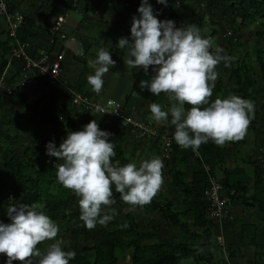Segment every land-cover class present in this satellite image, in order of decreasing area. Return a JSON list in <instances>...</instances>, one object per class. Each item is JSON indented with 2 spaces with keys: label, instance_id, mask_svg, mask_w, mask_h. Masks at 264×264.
I'll use <instances>...</instances> for the list:
<instances>
[{
  "label": "trees",
  "instance_id": "obj_1",
  "mask_svg": "<svg viewBox=\"0 0 264 264\" xmlns=\"http://www.w3.org/2000/svg\"><path fill=\"white\" fill-rule=\"evenodd\" d=\"M76 2L77 0H42L38 4V9L47 8L49 16H62L66 11L74 10ZM151 2L154 13L158 17L172 19L177 26L195 24L202 29L209 21L210 28L202 35L211 37L213 44L217 41L219 28H223L224 31L235 28L239 30L240 27L256 25L258 20L264 19V0H167L166 5L157 3V0ZM6 3L10 10H16V0H6ZM33 26L32 19L23 17L17 32V39L33 47L32 50L28 49L27 53L35 59L38 52L43 50L44 45L38 47L37 43L42 41V38L40 39L32 30ZM44 34L45 40L47 36L49 38L52 36L54 39L50 31L47 30ZM240 35L241 33L238 34L239 37ZM256 35L261 36L259 30L256 31ZM231 40L228 39L225 45H220L224 49V54L231 57L230 60H222L219 63L223 75L226 76V81L224 82L223 78L216 80L209 99L214 100L218 96L225 98L229 94H235L254 101L255 112L247 130L252 132L257 141L262 144L264 143V102H259L256 98L255 81L249 75V69L241 64L235 65L233 62L231 48L234 46ZM0 56L4 59L0 66V73L5 65L11 64L9 76L5 79V86L0 88V140L4 143L0 145L2 148L0 151V221L10 222L6 211L13 203L43 205L40 210L45 211L61 228L57 237L38 242L37 247L42 254L56 239H62L65 250L76 252L70 264H120L122 254L128 255V253L130 264H185L191 260L200 264H213L215 255L221 251V248L216 241L217 226L209 217V203L205 197V191L210 185V176L216 177L221 184L230 199L232 211L236 208L240 212L255 210L264 215V169L258 162L248 161L253 172V185L250 189L246 173L242 168L226 167L233 150L243 145L244 142L235 139L221 145L209 140L207 143H202L196 151L192 147L184 148L174 140L175 126L171 125L169 116L163 129H156L159 138H147L146 140L154 142L162 155L163 141L160 138L164 135L172 139L170 159L164 160L167 174L170 177L168 187L170 191L179 195L182 209L178 210L172 199L157 192L150 202L132 206L152 215L154 219H159L160 224L151 225L149 228L132 215L126 214L124 215L125 224L119 225L116 219L120 215L118 207L123 199L113 186L115 204L107 207L116 209L114 218L106 225L97 223L94 228H87L80 219L78 202L81 197L57 180L55 167L60 161L46 154V143L54 141L59 147L68 131L80 130L90 120L97 119L102 130L112 133L109 139L113 140L116 145L113 162L118 160L123 165L131 162L129 154L124 150V144L130 134L129 129L103 116L93 118L90 112L83 109H68L63 105L61 110L57 84L48 81L37 71H34V80L38 97L32 101L27 96L21 95L18 83L24 61L10 55V40L0 44ZM253 59L258 63L264 75V50L259 46L255 47ZM50 60L52 61L51 58ZM152 74V66H149L147 73L141 69L137 74L136 85L141 88L140 81L150 78ZM83 81L84 78L80 77L81 85ZM81 85L78 91L82 89ZM141 89L151 102H157L163 106L166 104V93L153 95L147 88ZM14 102L20 103L25 109L21 113H16L11 106ZM23 115L28 121L24 126L31 129L18 131L19 119ZM256 121L261 124V128H256ZM42 128H48L49 134H41L37 137ZM28 132L31 137L23 138L22 134ZM17 143L24 146L20 153L14 151V145ZM185 166L191 168L188 176L183 170ZM205 168H208V171ZM231 215L233 220L224 224L225 240L236 223L233 212ZM165 225L176 232H188L190 236L185 240L179 239L176 235L169 236L163 231ZM189 228H192L194 233H190ZM240 232L241 241H245L254 230L252 225L242 224ZM147 239L158 242L144 244ZM232 256L233 253H229V257L232 258ZM38 259L40 257H32L33 264H36ZM16 262L13 261V264ZM0 264H5V262Z\"/></svg>",
  "mask_w": 264,
  "mask_h": 264
},
{
  "label": "clouds",
  "instance_id": "obj_2",
  "mask_svg": "<svg viewBox=\"0 0 264 264\" xmlns=\"http://www.w3.org/2000/svg\"><path fill=\"white\" fill-rule=\"evenodd\" d=\"M157 3L166 5L167 0ZM137 13L131 20L130 37H120L116 46L126 51L123 61L129 71L142 68L147 73L152 66L153 75L140 81L141 88L153 95L166 93L175 101L167 109L152 102V118L163 122L170 116L174 140L194 151L209 140L222 145L242 138L254 116V101L235 94L209 99L219 76L216 66L231 57L219 45L214 47L213 39L202 35L197 25L182 27L172 19H159L149 0H140ZM90 63L94 72L88 75V82L100 92L104 75L116 61L101 47ZM111 136L93 119L80 130L68 131L59 147L54 141L46 143V154L60 161L55 167L57 180L81 197L80 219L89 229L114 218L116 209L107 207L115 204L113 186L123 201L140 205L150 202L164 182V161L159 156L142 159L139 164L113 162L116 145ZM42 208L36 203L8 207L10 222L0 221V253L7 256L5 264H33L32 257H40L36 264H70L76 256L75 250H65L62 239L41 253L38 242L52 240L59 232V225Z\"/></svg>",
  "mask_w": 264,
  "mask_h": 264
},
{
  "label": "crops",
  "instance_id": "obj_3",
  "mask_svg": "<svg viewBox=\"0 0 264 264\" xmlns=\"http://www.w3.org/2000/svg\"><path fill=\"white\" fill-rule=\"evenodd\" d=\"M151 1L149 0L152 4ZM41 2L42 0H16V10L21 14L22 18L27 17L33 20L34 26L32 30L36 32L40 39L42 38V41L37 43V45L38 47L44 45L42 51L45 50L52 60L55 59L59 51L62 50L64 52L61 62V84L57 85L60 109H63V105L67 106L68 109L75 108L70 103L69 95L64 91L63 86H65L69 90L86 95L91 99L101 101L113 99L120 104L123 112L130 119L145 121L151 124L154 129H163L166 121L157 122L152 118L149 109V105L152 102L147 99L146 93L136 85L137 74L142 68H133L129 71L123 61L126 51L116 46L120 37H130L131 20L133 15H138L137 8L140 0H78L74 10L66 11L62 14L64 17L63 31L66 39L60 43L55 41L52 36L51 38L47 36L45 40L44 32L47 33V30L49 31L50 25L57 16H49L47 8L39 10L38 4ZM158 18L161 19L160 17ZM1 27H4L3 22H1ZM7 40L2 29L0 32V44ZM101 47L107 48L112 53V59L116 63L104 75L102 90L96 92L88 82V75L94 72L90 62L96 57L98 49ZM28 49L32 50L33 47L29 46ZM3 62L4 59L0 56V66H2ZM10 65H5L0 73V88L5 86V79L9 76ZM80 77L84 78L82 85L79 83ZM18 84L21 95L27 96L32 101L36 100L39 94L34 81L30 84H24L19 78ZM79 85L82 88L80 91H78ZM165 101V109L175 102L169 100L168 95ZM14 103L18 105H14ZM14 103L11 106L18 113L25 109L20 103ZM77 109L79 110V108ZM27 122L25 115L19 119L20 126L27 124ZM124 150L129 154L131 162H136L137 159L140 160V158L144 157L150 158L152 155H160V149L155 146L154 142L138 139L132 135L127 136ZM258 214L262 216L258 224L263 227L264 215ZM252 228L254 232L245 241H242L244 244L239 242L240 240L238 239L237 246L232 249L233 256L230 258L232 264H264V229L258 231L254 225H252ZM238 232H240V229ZM225 234L223 228V235L225 236ZM229 235L232 236L230 231Z\"/></svg>",
  "mask_w": 264,
  "mask_h": 264
},
{
  "label": "rangeland",
  "instance_id": "obj_4",
  "mask_svg": "<svg viewBox=\"0 0 264 264\" xmlns=\"http://www.w3.org/2000/svg\"><path fill=\"white\" fill-rule=\"evenodd\" d=\"M220 1H223V0H220ZM209 25L210 23L209 21H207L206 24H204V26L201 29V34L206 33L208 31V29L210 28ZM263 25H264V19L258 20L256 25H249V26L247 25L245 27H240V28L236 26L239 28V30L235 28L233 30L227 29L226 31H224L223 28H219L218 29L219 34L217 37V41L214 42V47H215L216 45H219V46L221 44L225 45L228 39H232L231 41H233V46H234L233 48H231L233 62L235 63V65L241 64L244 67H247L249 69L248 70L249 75L255 81L256 98L258 99L259 102H264V75L260 71L258 63L253 59V55H254V50L256 46H259L261 49L264 50V29H263L264 26ZM258 30L260 31L261 36L257 37L256 31ZM239 33H241L240 37L238 36ZM216 68H217V71L219 72V76L217 79L223 78V81L225 82L226 76L223 75L221 65L218 64ZM14 105H18V104L14 103ZM16 113H18V111H16ZM90 116L94 118L100 115L95 114V113H90ZM256 128H261V124L257 123V121H256ZM7 129H10V127H7ZM17 129L18 131H22L23 129L30 130L31 128L29 127L27 128L24 125L20 126L19 124L17 126ZM41 134L48 135L49 134L48 128L46 129L42 128L40 133L37 134V137H40ZM128 135H133V134L130 133ZM22 136L23 138L28 139L29 137H31V134L29 132L23 133ZM240 140H242L244 144L233 150L230 160L227 161L226 163V167L234 168L237 166L239 168H242L247 174V178H248L247 183L251 189L253 185V172H252V168L250 164L248 163V161L253 160V161L258 162L261 168L264 169V143L260 144L257 141L256 137L253 135V133L248 130H246L244 136L240 138ZM0 145H4L3 141L1 140H0ZM23 148L24 146L21 143H17L16 145H14V151L16 153H20ZM1 149L2 148L0 146V151ZM152 156H155V155H152ZM158 156L163 159L162 155L161 156L158 155ZM144 158H147V157H144ZM144 158H140V160L137 159L136 163L139 164V162ZM163 161H164V168L162 170V174L164 177V182L158 192H161L169 199H172L176 208L178 210H181L182 205H181V200L179 198V195L172 190L170 191L168 187L170 183L169 182L170 177L167 174L165 160L163 159ZM183 170L187 176L190 175L191 168L189 166L183 167ZM217 177L219 179V176ZM118 210L120 211V215L116 219V223L119 225L125 224L124 215L126 214L132 215L137 221H139L143 225H146L147 227L151 225H157V223L160 224L159 219H154L152 215L142 212L140 208L134 207L128 202L123 201L122 204L119 205ZM232 212L236 218V223L234 225L229 224V225H233V227L230 230V234L232 233V236L227 235L226 236L227 238L225 240V247L227 246L226 250L228 249L227 253L224 254L221 251H219L215 255L213 264H226L227 262L232 264L231 259H230L231 257H229V253H230V250H231V253H233L232 249L235 248V246H237L238 239L240 240L239 242H242L241 233L238 232L242 224L254 225L257 227L258 231H262V229H264V224H263V227L260 224H258V221L261 219L262 216H260L257 213V211L246 210L244 212H240V210L236 208ZM151 221H153V223H151ZM60 228L61 226H59V229ZM163 231L165 232V234L167 233V235L169 236L176 235L181 240L188 239L190 236L188 232L183 233V232L173 231L167 225L164 226ZM189 231L190 233L191 232L194 233V230L192 228H189ZM156 242L158 241L147 239L144 241V244H152ZM6 260H7L6 254L0 253V263L5 262ZM14 264H22V262L17 261ZM120 264H130L129 253L128 255L122 254ZM185 264H200V263L191 260V261H187Z\"/></svg>",
  "mask_w": 264,
  "mask_h": 264
},
{
  "label": "built area",
  "instance_id": "obj_5",
  "mask_svg": "<svg viewBox=\"0 0 264 264\" xmlns=\"http://www.w3.org/2000/svg\"><path fill=\"white\" fill-rule=\"evenodd\" d=\"M22 20L23 18L17 10H10L6 0H0V32L3 29L5 37L10 40V55L13 58L22 59L24 61L20 76L22 82L24 84H30L34 81L36 85L34 71H37L48 81L60 85L61 62L64 57V52L62 50L59 51L52 61L45 51L38 52V56L32 59L27 53L29 48L28 43L20 42L17 39V32L21 26ZM1 22L4 23V27H1ZM63 24L64 17L58 16L49 27L51 35H53L55 41L59 43L66 39V35L63 31ZM63 87L65 93L69 95L70 103L73 107L115 120L122 127L129 129L130 133L138 139L159 138V133L151 124L127 117L117 101L113 99H106L103 101L91 99L86 95L69 90L65 86ZM7 92L9 93V89H7ZM160 139L163 141L161 146L162 157L165 160H169L173 141L171 138L164 135ZM205 170L208 171V168H205ZM209 183V188L205 191V197L209 203V217L217 226L218 235L216 241L221 248V252L226 254L223 228L226 222H231L233 220L230 199L225 194L224 189L216 177L210 176ZM226 264L230 263L227 262Z\"/></svg>",
  "mask_w": 264,
  "mask_h": 264
}]
</instances>
